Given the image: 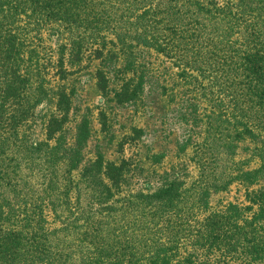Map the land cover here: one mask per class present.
Here are the masks:
<instances>
[{"label":"trees","instance_id":"trees-1","mask_svg":"<svg viewBox=\"0 0 264 264\" xmlns=\"http://www.w3.org/2000/svg\"><path fill=\"white\" fill-rule=\"evenodd\" d=\"M92 62L118 105L170 97L193 173L86 158ZM0 264H264V0H0Z\"/></svg>","mask_w":264,"mask_h":264},{"label":"rangeland","instance_id":"rangeland-1","mask_svg":"<svg viewBox=\"0 0 264 264\" xmlns=\"http://www.w3.org/2000/svg\"><path fill=\"white\" fill-rule=\"evenodd\" d=\"M96 64H87L79 72L75 83L81 102L93 112L91 126L95 135L86 149V158L90 157L93 144H99L107 161L118 163L121 159L129 160L134 190H153L167 177L182 176L187 171L193 173L195 168L189 153L181 156L176 153L174 140L179 126L170 113V97H146L136 107L118 105L111 96H102L95 87L93 74ZM111 88H116V85L110 84ZM101 109H105L111 128L107 132L102 131L100 125ZM133 129L140 130L134 142L126 139L134 134ZM158 155L162 158L157 159ZM240 193L237 186L233 187L229 194L214 196L211 203L216 206L219 199H238Z\"/></svg>","mask_w":264,"mask_h":264}]
</instances>
